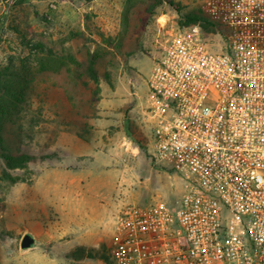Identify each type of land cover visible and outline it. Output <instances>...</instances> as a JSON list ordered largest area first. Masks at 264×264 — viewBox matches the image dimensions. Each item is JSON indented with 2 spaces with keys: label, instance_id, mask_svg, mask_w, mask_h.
Here are the masks:
<instances>
[{
  "label": "rangeland",
  "instance_id": "rangeland-1",
  "mask_svg": "<svg viewBox=\"0 0 264 264\" xmlns=\"http://www.w3.org/2000/svg\"><path fill=\"white\" fill-rule=\"evenodd\" d=\"M204 1L3 0L0 150L31 159L0 157V264H112L120 212L181 195L153 153L149 74L167 34L191 25L229 49Z\"/></svg>",
  "mask_w": 264,
  "mask_h": 264
},
{
  "label": "built area",
  "instance_id": "built-area-1",
  "mask_svg": "<svg viewBox=\"0 0 264 264\" xmlns=\"http://www.w3.org/2000/svg\"><path fill=\"white\" fill-rule=\"evenodd\" d=\"M203 9L229 49L191 25L167 34L149 74L153 153L183 192L120 212L112 264H264V0Z\"/></svg>",
  "mask_w": 264,
  "mask_h": 264
},
{
  "label": "trees",
  "instance_id": "trees-1",
  "mask_svg": "<svg viewBox=\"0 0 264 264\" xmlns=\"http://www.w3.org/2000/svg\"><path fill=\"white\" fill-rule=\"evenodd\" d=\"M190 18L197 19L196 17H190ZM0 22H1V18H0ZM209 22H214V21L211 20ZM128 133H129V131H128ZM129 135H131V134L129 133ZM0 157L5 161V163L10 168H14V167H19V166L25 165V163H27L31 159V156H29L28 154H25V153L14 154L12 152L11 148L8 147V146H3L1 148Z\"/></svg>",
  "mask_w": 264,
  "mask_h": 264
},
{
  "label": "water",
  "instance_id": "water-1",
  "mask_svg": "<svg viewBox=\"0 0 264 264\" xmlns=\"http://www.w3.org/2000/svg\"><path fill=\"white\" fill-rule=\"evenodd\" d=\"M35 242L34 237L30 233H25L21 240V247L22 248H29Z\"/></svg>",
  "mask_w": 264,
  "mask_h": 264
},
{
  "label": "crops",
  "instance_id": "crops-1",
  "mask_svg": "<svg viewBox=\"0 0 264 264\" xmlns=\"http://www.w3.org/2000/svg\"><path fill=\"white\" fill-rule=\"evenodd\" d=\"M3 12H4V3L3 0H0V18L2 17Z\"/></svg>",
  "mask_w": 264,
  "mask_h": 264
}]
</instances>
